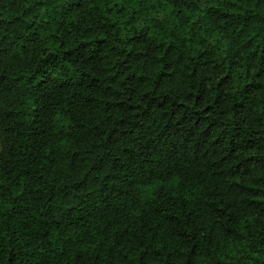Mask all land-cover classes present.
Here are the masks:
<instances>
[{"label":"trees","instance_id":"trees-1","mask_svg":"<svg viewBox=\"0 0 264 264\" xmlns=\"http://www.w3.org/2000/svg\"><path fill=\"white\" fill-rule=\"evenodd\" d=\"M0 264H264V0H0Z\"/></svg>","mask_w":264,"mask_h":264}]
</instances>
